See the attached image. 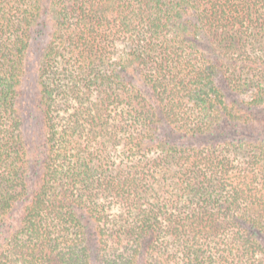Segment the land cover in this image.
Wrapping results in <instances>:
<instances>
[{"label":"trees","instance_id":"trees-1","mask_svg":"<svg viewBox=\"0 0 264 264\" xmlns=\"http://www.w3.org/2000/svg\"><path fill=\"white\" fill-rule=\"evenodd\" d=\"M0 264H264V0H0Z\"/></svg>","mask_w":264,"mask_h":264},{"label":"rangeland","instance_id":"rangeland-1","mask_svg":"<svg viewBox=\"0 0 264 264\" xmlns=\"http://www.w3.org/2000/svg\"><path fill=\"white\" fill-rule=\"evenodd\" d=\"M241 98L244 99V100H247L249 98V93H246V94L242 95ZM228 135H230L231 139H234V138L241 139L243 137V135H241V134L235 135V132H231V131L229 132Z\"/></svg>","mask_w":264,"mask_h":264}]
</instances>
